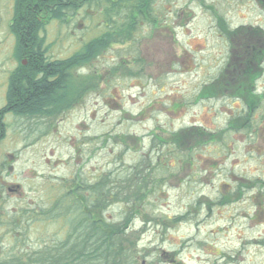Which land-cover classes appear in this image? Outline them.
<instances>
[{
  "label": "rangeland",
  "instance_id": "obj_1",
  "mask_svg": "<svg viewBox=\"0 0 264 264\" xmlns=\"http://www.w3.org/2000/svg\"><path fill=\"white\" fill-rule=\"evenodd\" d=\"M217 2L154 0L133 39L112 43L74 71L79 89L70 106L53 115L7 117L0 264H24L30 251L65 241L72 227L64 214H53L55 202L76 186L81 198L80 182L102 178L110 188L125 186L122 198L95 213L86 208L106 222L128 219L121 240L137 264H264V153L226 154L219 145L198 144L195 135L186 140L191 129L180 132L215 126L212 102L197 101L210 71ZM14 6L0 0V107L19 66ZM105 21L97 4L51 21L41 33L48 57L80 51L109 28Z\"/></svg>",
  "mask_w": 264,
  "mask_h": 264
},
{
  "label": "trees",
  "instance_id": "obj_2",
  "mask_svg": "<svg viewBox=\"0 0 264 264\" xmlns=\"http://www.w3.org/2000/svg\"><path fill=\"white\" fill-rule=\"evenodd\" d=\"M154 0H15L11 31L15 35V56L19 66L12 73L7 92L5 111L16 115L46 116L53 115L70 106L72 96L78 91L74 71L88 65L93 59L108 49L112 43H124L133 39L138 28V19L149 13ZM86 4H97L103 7L108 29L100 36L86 43L83 48L65 59L50 60L46 56L45 38L41 35L46 25L53 20L66 21L69 15L76 13ZM118 18V19H116ZM26 58L28 63L23 64ZM49 59V60H48ZM33 67V69H32ZM45 70L57 79L36 83L27 78L32 72ZM27 85V89L25 86ZM27 90V93H26ZM27 95V96H26ZM83 200H74L70 196L78 195L69 191L62 200L61 214H64L72 227L68 237L61 244L41 246L38 250L26 255L24 264H137L133 251L123 245L121 240L127 218L117 223L106 222L97 217L96 205H108L112 200L122 197L125 186L108 187L102 178L97 183L82 181ZM112 186V185H111ZM88 192V193H87ZM135 192V191H134ZM87 193V194H86ZM135 198L134 193L125 194L126 200ZM144 195L140 197V203ZM77 204V207L73 205ZM107 202V204H106ZM91 205L88 208L80 207ZM134 204V203H133ZM101 208V207H100ZM99 219L95 221L93 219ZM101 220L103 225H101ZM104 226L105 231L96 229ZM76 228L94 230L78 231ZM11 264L15 260H9Z\"/></svg>",
  "mask_w": 264,
  "mask_h": 264
},
{
  "label": "flooded vegetation",
  "instance_id": "obj_3",
  "mask_svg": "<svg viewBox=\"0 0 264 264\" xmlns=\"http://www.w3.org/2000/svg\"><path fill=\"white\" fill-rule=\"evenodd\" d=\"M225 1H228L229 7L227 14L222 12L224 0H218L217 5L211 6L215 36L212 41V57H206L207 69L210 71L201 84L197 101L204 102L203 105L206 101L212 102L215 126L209 128L199 123L184 127L180 129V132L183 135L185 131L189 132L191 129L194 133H186V140L188 135H195L199 141L198 144L219 145V149L226 154L264 153V0ZM46 56H48L47 52ZM23 61L28 63L26 58ZM11 76L12 73L10 78ZM30 76L33 77L32 81L41 82L45 80L52 82L58 78L57 75H51L45 70L35 74L33 72ZM5 105L6 102L0 107V143L6 136L7 117L16 115L5 111ZM204 109L206 112L211 111L208 107ZM21 116L28 117V115ZM201 118L202 121L205 119L203 116ZM220 120L222 126H219ZM185 147L187 149L186 145ZM4 164L5 162L3 166ZM2 173L0 168V175ZM256 180L263 181L261 183L264 184V180ZM77 188L76 186L73 191H77ZM70 198L83 200V197L80 198L79 195L70 196ZM224 199L228 201L230 197ZM61 204L62 197L54 204L52 210L54 215L61 214ZM73 205L77 207L75 202ZM79 206L87 207L81 203ZM88 208L92 206L88 205ZM2 214L3 210L0 207V218ZM76 230L94 229L76 228Z\"/></svg>",
  "mask_w": 264,
  "mask_h": 264
},
{
  "label": "bare ground",
  "instance_id": "obj_4",
  "mask_svg": "<svg viewBox=\"0 0 264 264\" xmlns=\"http://www.w3.org/2000/svg\"><path fill=\"white\" fill-rule=\"evenodd\" d=\"M32 69H33V67H32ZM33 70H34V69H33ZM32 73H33V72H32ZM27 78L31 79V76H30V77H29V76H27ZM31 80H33V79H31ZM39 82H41V81H39V80H38L36 83H39ZM28 116H29V115H28ZM34 116H36V115L29 116V117H34ZM36 117H37V116H36ZM87 193H88V192H87ZM87 193H86V194H87Z\"/></svg>",
  "mask_w": 264,
  "mask_h": 264
}]
</instances>
